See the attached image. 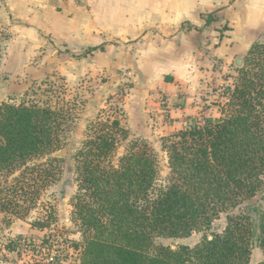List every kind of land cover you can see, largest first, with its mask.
I'll return each instance as SVG.
<instances>
[{
  "label": "trees",
  "instance_id": "obj_1",
  "mask_svg": "<svg viewBox=\"0 0 264 264\" xmlns=\"http://www.w3.org/2000/svg\"><path fill=\"white\" fill-rule=\"evenodd\" d=\"M3 42L0 32V66ZM237 72L234 84L223 90L226 101L217 119L205 118L164 139L169 175L161 183L156 154L142 140H129L113 161L118 136L127 138L125 119H99L90 127L91 134L72 155L73 215L83 238L78 264L249 263L252 227L245 213L227 215L221 231L203 234L194 246L153 243L154 236L180 238L208 230L220 212L253 197L261 186L264 40L249 47ZM59 103H0V183L18 171L9 191L16 194L25 185L20 192L32 202L39 185L48 184L58 169V159L50 155L62 147L69 117ZM16 206L0 197V211L17 214ZM30 231L40 235L38 244L30 234L6 247L29 242L37 252L52 240L44 221L31 222ZM258 245L264 253V207ZM256 264H264V258Z\"/></svg>",
  "mask_w": 264,
  "mask_h": 264
},
{
  "label": "rangeland",
  "instance_id": "obj_2",
  "mask_svg": "<svg viewBox=\"0 0 264 264\" xmlns=\"http://www.w3.org/2000/svg\"><path fill=\"white\" fill-rule=\"evenodd\" d=\"M72 1L78 3V0ZM37 3L41 4L32 0V5ZM3 4L5 5L4 1ZM59 9L61 10V7L50 10L59 11ZM6 11V9H0V32L4 36L0 69V103L8 102L17 105L30 99H35L39 104H45L48 100L57 101L60 102L59 106L63 104L68 109L69 117L66 121L63 145L50 155L58 159L54 161L58 169L49 178L48 184L39 185L33 202L20 192L26 187L25 185L22 189L19 188L16 194L9 191L14 187V180L11 178L16 176L18 171L6 176V183L3 182L5 177L2 178L0 197L11 198L17 205L15 207L17 214H12L8 210L0 211V242L6 241L4 237L8 238V234L4 233L1 225L2 220L18 219L25 223L44 221L48 224L52 240L43 247L52 248L50 251L61 252L63 262L59 264H78L83 238L78 220L73 215L77 185L74 179L72 155L80 149L87 136L91 134L89 129L97 120L124 119L123 104L130 95H138L134 93V90L140 87L143 64L138 61L141 56L139 55L141 48L137 47L139 37H129L120 43L112 40L111 48H115V51L110 48L103 55H89L90 51L86 47L69 51L65 47L55 45L50 34L21 22L20 17L16 16L12 20ZM213 18L214 15L206 14L204 25L196 29L202 34L201 40H198L197 49L193 42L194 38L184 41L182 45L184 64L196 66L198 74L205 80L198 99L202 112L212 120L220 116V108L226 101L222 95L223 90L236 81L237 67L243 64L249 48L248 46L237 48L229 59H225L226 57L222 54L215 55L212 47L218 44L223 34L228 33V29L220 21L215 25L211 22L214 21ZM182 26L187 30L191 29L186 22H183ZM263 40L264 31L255 41H251V44ZM29 43L36 45L28 49ZM224 49L230 48L225 46L222 52ZM238 58H241L240 64L236 61ZM204 118L203 114L190 117L188 124L191 125L196 120L203 122ZM126 134L127 138L118 136L113 161L124 153L129 140H142L156 154L158 182H163V179L169 175V169L166 154L161 146L164 139L174 133L157 137L152 141L136 137L130 134L128 129ZM21 182L20 180L19 184ZM7 186L11 187L5 190ZM263 207L264 174L261 176V186L254 196L242 201L234 208L220 212L208 230L192 232L189 236L180 238L154 236L153 243L171 247L179 244L194 246L203 234L221 231L226 224L227 215L245 213L249 216L252 227L251 254L248 264H256L264 258V253L258 245L259 223ZM43 252L46 250L39 249V253ZM30 257L33 263L28 264H36L35 258L31 255ZM39 257V260L44 262L45 257Z\"/></svg>",
  "mask_w": 264,
  "mask_h": 264
},
{
  "label": "crops",
  "instance_id": "obj_3",
  "mask_svg": "<svg viewBox=\"0 0 264 264\" xmlns=\"http://www.w3.org/2000/svg\"><path fill=\"white\" fill-rule=\"evenodd\" d=\"M34 1L41 4L32 5V0H0V7L3 6L0 9H6L12 20L20 17L21 22L50 34L55 45L69 51L86 47L88 50L94 48L89 55H103L112 47V40L120 43L129 37H139L137 47L141 48L138 61L143 63L142 80L140 87L134 90L138 95H130L123 104L125 129L136 137L151 141L188 127L190 117L203 114L208 118L198 99L205 80L198 74L196 66L184 64L182 46L184 41L194 38L197 49L202 34L196 29L204 25L206 14L214 15L211 22L215 25L220 21L227 26L228 33L223 34L218 46L212 47L215 55L222 54L225 59L239 47H250L251 41L264 31V0ZM57 7L61 10H50ZM183 22L191 29L183 27ZM35 45L27 44L28 49ZM225 46L230 49L222 52ZM111 49L115 51V48ZM1 225L8 238L4 237L6 241L0 242V264L33 263L30 255L35 258L34 263L47 264L39 260V256L46 258L53 252L50 247H43L42 251L46 250L43 253L35 252L27 243L22 245H27L25 249L16 244L13 250L6 247L10 241L31 235L38 239V244L41 237L31 233L30 223L8 218L2 220Z\"/></svg>",
  "mask_w": 264,
  "mask_h": 264
},
{
  "label": "built area",
  "instance_id": "obj_4",
  "mask_svg": "<svg viewBox=\"0 0 264 264\" xmlns=\"http://www.w3.org/2000/svg\"><path fill=\"white\" fill-rule=\"evenodd\" d=\"M27 244L29 245L30 243L27 242ZM23 244L20 245L21 249H25L27 247V245L22 246ZM43 247H41L42 249ZM61 252H58V250H53L52 253H49L46 258L44 259V262L47 264H59L61 263Z\"/></svg>",
  "mask_w": 264,
  "mask_h": 264
},
{
  "label": "water",
  "instance_id": "obj_5",
  "mask_svg": "<svg viewBox=\"0 0 264 264\" xmlns=\"http://www.w3.org/2000/svg\"><path fill=\"white\" fill-rule=\"evenodd\" d=\"M237 61H238L239 64L241 63V59H238Z\"/></svg>",
  "mask_w": 264,
  "mask_h": 264
}]
</instances>
